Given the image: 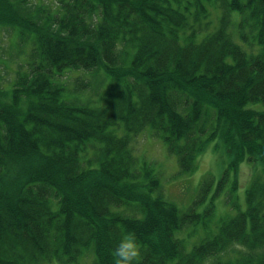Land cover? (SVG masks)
Listing matches in <instances>:
<instances>
[{
  "label": "trees",
  "instance_id": "obj_1",
  "mask_svg": "<svg viewBox=\"0 0 264 264\" xmlns=\"http://www.w3.org/2000/svg\"><path fill=\"white\" fill-rule=\"evenodd\" d=\"M6 23L33 48L0 83V264H113L128 232L139 264H264V0H0ZM98 69L82 97L69 74ZM149 129L180 173L213 139L260 163L246 207L212 228L209 178L185 209L164 198L133 147Z\"/></svg>",
  "mask_w": 264,
  "mask_h": 264
},
{
  "label": "rangeland",
  "instance_id": "obj_2",
  "mask_svg": "<svg viewBox=\"0 0 264 264\" xmlns=\"http://www.w3.org/2000/svg\"><path fill=\"white\" fill-rule=\"evenodd\" d=\"M213 17L215 20L217 19L218 11L213 13ZM235 19H238V15H236ZM32 48V40L29 38L26 41L23 40L10 23L0 24L1 84L6 85V83L14 79L15 71L26 65ZM76 74L87 76L92 81L91 88H85V90L79 92L82 97L88 99L99 95L106 89V85L112 81L111 77L103 69L93 72L73 71L69 75L76 77ZM68 83L72 84L73 81L70 79ZM210 146L214 148L219 159L216 170L205 178L213 181L209 197L199 204L198 210L203 212L210 196L218 192L213 199L215 205L214 214L209 219V223L213 228L222 217L236 214V204H240L243 209L246 207V190L251 185L254 174L262 170V165L257 162H250L246 158L232 164L233 157L226 152L225 144L221 140H210L206 148ZM133 147L140 158H145L153 164L151 173L159 176L164 198L175 203L181 209H185L186 206L193 202L199 192L201 183L205 180L199 184L193 182L192 173L196 168L190 173H180L177 157L168 151L166 144L156 137L150 129L135 137ZM226 173L227 175H225ZM212 228L210 227L207 230L199 222L196 225H189L185 231L179 234L187 239L188 247L191 248L195 242H198ZM79 264H92V257L81 260Z\"/></svg>",
  "mask_w": 264,
  "mask_h": 264
},
{
  "label": "clouds",
  "instance_id": "obj_3",
  "mask_svg": "<svg viewBox=\"0 0 264 264\" xmlns=\"http://www.w3.org/2000/svg\"><path fill=\"white\" fill-rule=\"evenodd\" d=\"M219 157L213 147L202 151L198 157V165L192 173V180L199 184L210 173L216 170ZM142 248L135 232L124 234L113 250V264H139Z\"/></svg>",
  "mask_w": 264,
  "mask_h": 264
}]
</instances>
